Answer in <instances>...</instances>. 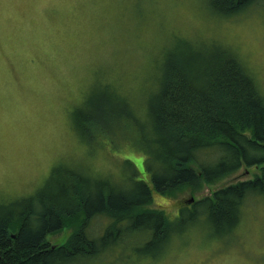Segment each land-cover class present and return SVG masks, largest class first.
I'll return each mask as SVG.
<instances>
[{"label": "rangeland", "instance_id": "rangeland-1", "mask_svg": "<svg viewBox=\"0 0 264 264\" xmlns=\"http://www.w3.org/2000/svg\"><path fill=\"white\" fill-rule=\"evenodd\" d=\"M201 42L230 47L264 96L262 1L227 15L204 0H0V204L33 196L70 171L107 177L118 187L151 184L145 156L123 138L130 137L128 129L135 133V110L145 123L169 49ZM88 113L94 114L87 117L91 138L78 122ZM108 124L112 131L94 138ZM263 167L243 166L220 183L202 180L170 196L153 192L148 208L176 221L181 209L255 179ZM184 213L186 227L167 242L148 247L151 231L133 230L68 264H264V195L245 200L228 234L216 233L207 217ZM109 222L95 218L88 235L102 237ZM73 231L65 228L47 241L59 247Z\"/></svg>", "mask_w": 264, "mask_h": 264}, {"label": "trees", "instance_id": "trees-1", "mask_svg": "<svg viewBox=\"0 0 264 264\" xmlns=\"http://www.w3.org/2000/svg\"><path fill=\"white\" fill-rule=\"evenodd\" d=\"M261 1L217 0L212 7L228 15ZM198 44L169 49L147 101L145 123L135 110V133L128 129L130 137L123 138L145 156L151 184L134 181L129 188L118 187L110 178L70 171L33 196L0 204V264H68L78 256L99 254L133 230L151 231L152 247L184 230L183 212L193 220L207 217L218 234L234 230L245 200L264 195V167L255 179L219 188L212 197L181 209L176 221L148 208L153 192L170 196L196 189L202 180L220 183L243 166L264 165V96L230 47ZM116 95L122 106H130ZM80 116L81 129L91 138L87 117L93 119L94 114L83 115L84 123ZM111 127L93 133L94 138L111 132ZM100 217L108 218L110 225L102 237L92 239L87 229ZM70 227L74 231L64 245L47 241L48 235Z\"/></svg>", "mask_w": 264, "mask_h": 264}, {"label": "snow or ice", "instance_id": "snow-or-ice-1", "mask_svg": "<svg viewBox=\"0 0 264 264\" xmlns=\"http://www.w3.org/2000/svg\"><path fill=\"white\" fill-rule=\"evenodd\" d=\"M204 2L209 6H214L217 3V0H204Z\"/></svg>", "mask_w": 264, "mask_h": 264}]
</instances>
